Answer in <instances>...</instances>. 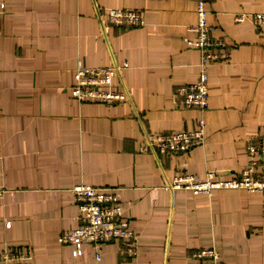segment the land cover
<instances>
[{
	"label": "crops",
	"instance_id": "obj_1",
	"mask_svg": "<svg viewBox=\"0 0 264 264\" xmlns=\"http://www.w3.org/2000/svg\"><path fill=\"white\" fill-rule=\"evenodd\" d=\"M196 7L0 0V254L30 249L35 264H205L193 253L214 247L223 264H264V191L166 188L182 172L241 169L247 145L264 144V25L235 19L264 12V0H206L211 34L228 57L209 67L205 141L177 153L145 148L152 135L194 128L200 115L175 94L200 74L201 52L187 42L197 35ZM110 8L138 10L144 24L116 26ZM78 65L121 66L113 84L126 99L74 98ZM80 182L119 195L137 232L133 256L116 242L101 247L100 260L92 244L74 256L62 242L79 224L71 188Z\"/></svg>",
	"mask_w": 264,
	"mask_h": 264
},
{
	"label": "built area",
	"instance_id": "obj_2",
	"mask_svg": "<svg viewBox=\"0 0 264 264\" xmlns=\"http://www.w3.org/2000/svg\"><path fill=\"white\" fill-rule=\"evenodd\" d=\"M197 22L192 29L197 33L193 39H188L189 45L201 52L200 74L195 82L176 87L175 94L185 107H192L200 111L196 125L192 129H181L172 132H162L152 135L145 143V148H152L160 152H183L202 144L206 138V110L209 97V67L216 61L228 57L222 49V40L213 38L212 26L208 23L206 0H197ZM109 19L116 26H139L144 24L143 14L135 9L110 8ZM236 21L250 20L257 27L264 25V12H238ZM123 66H128L125 63ZM121 66L78 65L74 73V84L71 92L79 101H96L102 103H116L124 101L126 92L113 84L114 76L120 72ZM249 164L238 170L227 169L223 172L216 169L208 171L205 178L182 172L177 174L167 185L170 190L187 189L193 193L211 194L218 189H244L249 192L264 191V144L249 143ZM263 163V171L258 166ZM226 175H229L226 177ZM7 191L0 183V198ZM74 200L79 206V224L64 233L61 240L70 243L74 256L83 253L84 244H92L98 248L97 260L101 259V247L107 242L122 245V251L133 256L137 249V232L125 217V205L119 195L106 187H97L87 183H76L71 188ZM10 225V221H6ZM195 257L208 260L205 264H223L219 251L214 247L202 248L193 253ZM2 264H35L30 249H3L0 254Z\"/></svg>",
	"mask_w": 264,
	"mask_h": 264
}]
</instances>
